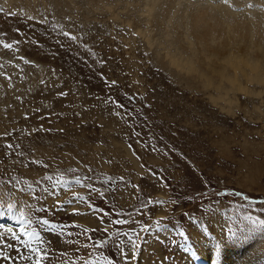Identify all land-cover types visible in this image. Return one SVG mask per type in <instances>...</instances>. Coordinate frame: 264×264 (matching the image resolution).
I'll return each instance as SVG.
<instances>
[{"label": "rangeland", "instance_id": "374dc122", "mask_svg": "<svg viewBox=\"0 0 264 264\" xmlns=\"http://www.w3.org/2000/svg\"><path fill=\"white\" fill-rule=\"evenodd\" d=\"M2 1L0 201L16 204L33 220L79 225L40 229L53 264H192L190 250L198 257L202 251L198 239L219 253L252 248L253 264H264V85L239 74L252 91H230L237 103L230 110L214 100V87L203 88L199 72L197 78L180 72L164 56H179L178 35L184 44L190 39L177 16L195 3L224 1L176 0L170 14L164 5L150 18L147 0ZM231 1L228 10L242 14L240 22L254 15L264 27V0ZM113 99L125 108H116ZM46 176L68 183H50ZM108 179L112 183H104ZM74 195L87 202L69 205ZM73 208L82 214L72 215ZM117 211L127 223H109L105 233L100 217L112 220L107 213ZM0 215V228L15 218ZM3 233L4 244L15 247L0 245L11 257L0 264H30L19 259L28 254L24 246ZM122 233H130L137 247Z\"/></svg>", "mask_w": 264, "mask_h": 264}, {"label": "bare ground", "instance_id": "6f19581e", "mask_svg": "<svg viewBox=\"0 0 264 264\" xmlns=\"http://www.w3.org/2000/svg\"><path fill=\"white\" fill-rule=\"evenodd\" d=\"M102 1L104 2L105 0ZM163 1L164 2L160 4L158 0H147V9L144 12L147 13L148 18L152 17V13L158 8H160L161 11L162 9L165 10V6H167L165 11L168 12L169 10L171 11V8L174 5L178 6V4H176V0ZM222 1L224 2L222 3ZM229 1L230 3H227L228 0H221L220 3L222 4L217 6H214V4L209 5L205 3H195V6L193 5L194 7H187L188 9L184 11L185 14L177 16L176 19H178L177 22H180L187 27L186 36L190 37V39L186 42L188 44L193 42V44L199 47V49L196 50V48H193V44L190 47H186V42L185 44L184 42H181L184 37L182 39L178 38L180 36L177 34L178 36L175 39V44L177 45V51L179 49V56L171 54L170 52H167L164 56L167 58V61H169L170 64L180 72L194 75L199 72L198 78L200 79V83L201 81L203 82V88L209 89L214 87L217 91L214 100L219 103L224 101L223 103L225 104V108L232 110L234 109L232 107H234L237 103L235 104L236 100L234 97H230L232 95L229 96L230 91H245L246 93L248 92L247 94L252 91L247 90L250 88L241 84L238 77L239 74L243 75L248 83H258L259 86L260 84L264 85V42L261 40L264 36L262 34V32H264V27L262 26V20L258 19V16L256 17L254 15H252L251 20L247 18L249 19L248 22H240L239 20L242 19L238 17L240 14L236 15L228 10L227 4L229 5L231 2H234L231 0ZM245 2L248 3L249 1ZM2 5L5 7L7 5L6 1L3 2L0 0V7H2ZM173 10H175V7ZM248 10L250 11V9ZM253 11H255V9ZM137 13L141 14L140 12ZM168 14L170 13L168 12ZM171 14L172 17L175 15L173 13ZM164 16H166V14L163 15L162 18H165ZM167 16V19H169L171 15ZM237 17L238 19H236ZM159 20L158 25H161L160 22L162 21L159 22ZM166 22L167 21L164 23ZM181 36H183V34ZM150 38L149 41H151ZM189 49L193 52H190V55L188 54L190 51ZM181 52L182 54L183 52L187 53L189 56L183 57L180 55ZM200 52H202L203 56L197 58ZM194 77L197 78L196 75ZM3 218V216L0 217V220ZM9 220L10 222L8 223L14 224L12 221L15 220V218H8L5 221L7 222ZM11 224L5 228H11ZM4 230H2V232H4ZM198 241L200 247L202 248L201 255L198 257L195 251L190 250L193 262L192 264H236V258L240 259L241 257H243L241 260L243 264H253L252 256L255 250L252 248L250 250L247 248H241L242 253H239L240 249H232V251L226 253H219L218 247L206 248L202 239H198ZM217 254L220 259L215 258L217 257Z\"/></svg>", "mask_w": 264, "mask_h": 264}, {"label": "snow or ice", "instance_id": "6c2138e0", "mask_svg": "<svg viewBox=\"0 0 264 264\" xmlns=\"http://www.w3.org/2000/svg\"><path fill=\"white\" fill-rule=\"evenodd\" d=\"M65 37H67L69 40L74 41V37L73 35H71L70 33H66L64 34ZM15 43H19L18 41ZM3 47L5 49H10L13 47L12 44L9 43H4ZM21 59H24L23 57H21ZM0 75H3V73H0ZM8 79H10V77H8ZM105 83L106 84H111V85H115L116 82L115 81H111L108 82L105 79ZM59 95L64 96L67 95L66 93H60ZM129 100H135V97H126ZM112 99V98H110ZM112 102L115 104L116 108L118 109H124L125 105L120 103L119 101H115L114 99L112 100ZM117 115H119V113H116ZM139 135V134H137ZM143 142V141H141ZM7 147H11V145H7ZM152 150L155 151V146L152 147ZM71 171L75 172V169H72ZM89 171H92L91 169H89ZM85 179H90V177H85ZM44 180L50 183H64L67 184L68 182L63 181V178H58L57 180H53V177L51 176H46L44 177ZM120 183H124V178L121 177L120 178ZM39 183V181L37 182ZM75 184L80 185V187L82 188H87L89 191H94V185L93 184H84L82 182V180L77 179L74 181ZM104 183L109 184L112 183L111 179L105 180ZM131 187L136 188L139 191V187L136 185H130ZM52 195H56L54 192L52 193ZM243 198V197H241ZM74 201H79L81 203L87 202L85 197L82 196H73L71 199H69L68 204L71 205ZM90 209L94 210V205H92L91 203L88 204ZM57 208L59 210H64V205L57 202ZM0 211H3L5 213H11L14 215L15 217V222L18 225V230L14 231L12 228H0V229H5L7 231V233L10 234L11 239L13 241H16L17 243L21 244L24 246V248L27 251V255H20L19 259L21 260H27L30 262V264H53L54 260H55V256L54 255H50L48 249L43 248V244H42V237H41V231L40 229H43L45 231H47L48 229H55L57 227H60L62 229H67V228H79V225L77 224H62V225H57L53 222H51L48 218L46 217H40L37 216V218L35 220H33L31 215H26L25 212L23 211L22 208H18L16 204L14 203H7L5 204L4 202L0 201ZM43 211L47 212L49 211L48 209H43ZM72 215H81L82 213H80V211L78 209L73 208L72 210ZM107 215L113 216L112 220H108L105 221L103 219V216L100 217L101 219V228L105 231V233H107V224L109 223H114L115 225L118 226H122L125 225L127 223L126 219H123V213L117 211V212H109L107 213ZM251 218V217H249ZM36 226H39L36 227ZM85 233H93V232H98L100 231V229H83L82 230ZM73 233L69 232L68 235H72ZM122 235L124 237H127L132 245L133 248L137 247V244L135 243V238H133L130 233H122ZM4 233L0 232V245H3L4 247L7 248H13L15 247V245L13 244H4ZM89 240H92V236L89 235L88 237ZM39 245V246H36ZM100 247L103 246L102 243H99ZM85 248L88 247V245H84ZM19 249H17V252L19 253ZM59 256H66V253H59ZM0 258H2L3 260H10L11 257L6 255L4 252L0 251ZM13 264H15V262H13ZM64 264H67V261L64 262ZM85 264H90V262H85Z\"/></svg>", "mask_w": 264, "mask_h": 264}]
</instances>
